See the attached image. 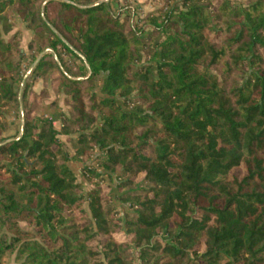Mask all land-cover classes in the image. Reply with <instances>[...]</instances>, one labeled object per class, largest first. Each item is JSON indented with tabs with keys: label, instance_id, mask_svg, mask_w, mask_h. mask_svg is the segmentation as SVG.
Listing matches in <instances>:
<instances>
[{
	"label": "trees",
	"instance_id": "obj_1",
	"mask_svg": "<svg viewBox=\"0 0 264 264\" xmlns=\"http://www.w3.org/2000/svg\"><path fill=\"white\" fill-rule=\"evenodd\" d=\"M100 1L0 0V264H264V0Z\"/></svg>",
	"mask_w": 264,
	"mask_h": 264
},
{
	"label": "rangeland",
	"instance_id": "obj_2",
	"mask_svg": "<svg viewBox=\"0 0 264 264\" xmlns=\"http://www.w3.org/2000/svg\"><path fill=\"white\" fill-rule=\"evenodd\" d=\"M105 1V0H102ZM100 1V2H102ZM232 2H243L244 0H230ZM108 3L112 4V9L114 12V17L120 20H124L125 16L128 14L134 16V21L135 24H138L139 26H142L145 20V17L148 14L153 13L154 11H156L159 7L158 3L155 0H109ZM107 3V4H108ZM125 13V14H124ZM14 29L12 30V32H10L9 34L4 36V39L6 41L11 40L12 38L15 37L16 34L19 35V39L21 40V47L25 53V57L24 60L22 62V71H23V82H22V87L20 89V94H23L24 91V87L26 85V83L31 84L32 86V91L35 92L36 94H39L42 89L44 88V82L42 80H37L36 82L32 83L30 77L31 74L33 73L34 69L36 66L35 63L31 64L30 60H29V50H28V46L29 43L32 41H36L38 42L40 45H44V40L41 38H37L33 32H31L30 30H28L26 24H23L20 20L15 19L14 20ZM48 50H52L50 48H46L39 56L37 59L40 58V56L43 53H47L46 55H54V51L53 53L48 52ZM45 55V56H46ZM44 56V57H45ZM66 60H68L69 64L71 67H75L76 66V62L74 60H72L70 57H66ZM49 93H50V97L46 100H44V113L47 114L48 116L52 117L55 121V126L56 129L59 130L60 128V123L59 120L57 118V111H60L62 113H67L68 108L65 105V98L63 95H58L55 94L53 92V90H51V88H49ZM22 96V95H20ZM55 103L56 104V108H52V104ZM52 115V116H51ZM0 120L2 121H6L9 126L11 127V130L9 132H7L6 134H4L5 137L7 136H13L15 135L16 132H18L20 134L21 128L23 127V121H24V111L21 110L20 113V117H15L13 114L11 115H7L5 114L4 110L0 109ZM60 139L62 141H66V137H60ZM70 167L73 169V171L75 172L77 178H78V182L83 184V191L82 194H87L92 188L93 186L89 183H87L86 181H84L83 177L80 174V168L81 166H79L78 164H74V163H70L69 164ZM230 176H237V177H242V172L240 169H234L233 171H231ZM24 228H27V226L24 224L23 225ZM8 264H16L12 258V260L8 263Z\"/></svg>",
	"mask_w": 264,
	"mask_h": 264
},
{
	"label": "water",
	"instance_id": "obj_3",
	"mask_svg": "<svg viewBox=\"0 0 264 264\" xmlns=\"http://www.w3.org/2000/svg\"><path fill=\"white\" fill-rule=\"evenodd\" d=\"M108 2H109V0H105V1L99 2L98 4H101V3H108ZM48 52L53 53L52 50H48ZM46 54H47L46 52L43 53V54L40 56V58L37 59V61H36V63H35L34 66H36V65L40 62V60H41ZM20 95H22V94H20ZM22 134H23V127L21 128V131H20L19 137H21Z\"/></svg>",
	"mask_w": 264,
	"mask_h": 264
}]
</instances>
